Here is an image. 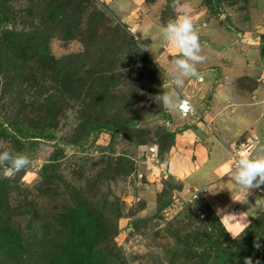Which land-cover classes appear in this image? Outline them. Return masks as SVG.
Instances as JSON below:
<instances>
[{
    "label": "rangeland",
    "instance_id": "rangeland-1",
    "mask_svg": "<svg viewBox=\"0 0 264 264\" xmlns=\"http://www.w3.org/2000/svg\"><path fill=\"white\" fill-rule=\"evenodd\" d=\"M173 2L0 0V150L32 161L0 168V264H264V198L228 185L264 139V0ZM184 9L205 59L177 89L160 30ZM226 85L259 119L227 154L204 145L234 132ZM163 91L190 112L157 104ZM196 161L229 171L219 212L213 179L186 177Z\"/></svg>",
    "mask_w": 264,
    "mask_h": 264
},
{
    "label": "clouds",
    "instance_id": "clouds-1",
    "mask_svg": "<svg viewBox=\"0 0 264 264\" xmlns=\"http://www.w3.org/2000/svg\"><path fill=\"white\" fill-rule=\"evenodd\" d=\"M172 7H178L176 0H174ZM188 11V9L182 10L177 18L169 21L160 30L162 40L177 48L180 53L174 59L170 70L166 72L169 84L177 89L183 86L186 78L198 75L195 65L205 59L200 55V39ZM154 99L157 104L170 111H176L184 103L180 97L167 91H163ZM31 162V158L25 153L0 150V168H3L5 174L21 171L30 166ZM230 178L237 188L243 189L247 193L251 189H258L264 185V152L240 155L236 159ZM226 216L237 219L235 215ZM243 232L242 229L238 236ZM256 246L259 247V244ZM245 264H252V260L246 258Z\"/></svg>",
    "mask_w": 264,
    "mask_h": 264
},
{
    "label": "crops",
    "instance_id": "crops-1",
    "mask_svg": "<svg viewBox=\"0 0 264 264\" xmlns=\"http://www.w3.org/2000/svg\"><path fill=\"white\" fill-rule=\"evenodd\" d=\"M217 87V86H216ZM226 87H227V89L229 90V91H227V92H225V94L229 97H231V98H237V99H239L240 98V100H231L232 101V103H228V108H227V110H228V114L230 115V114H232V116H233V114L236 112V114H235V120L236 121H239V122H233L232 120H230V122H231V124H233L234 125V132H225L226 134H219V135H217L216 133H215V130H217V129H215V128H209L210 129V132H209V134H210V136L211 137H209V140H207L206 139V137H205V135H204V145L205 146H210V150H211V145H215V144H219V145H221V146H223V149H224V151H225V153L227 154V150L229 149V151L231 150L230 148L232 147V145L234 144V142H235V140L237 139V137L239 136V134L244 130V131H247V133H251V135H249V137L251 136L252 137V142H254L255 140H253L254 138H253V136L252 135H254L253 134V132L255 131V129H253L254 127H253V124L257 121V120H259L258 119V117H253L252 115L254 114V111H250V110H244L243 111V107L245 106V105H247L248 104V107H249V105H251V104H253V100L252 99H250V98H247V97H245L244 95H243V93L242 92H235L234 91V89L233 88H231V89H229L230 88V86H228V85H226ZM219 90V89H218ZM234 91V92H233ZM257 92V91H256ZM224 93V92H223ZM219 94H221V91H220V93ZM223 100V99H222ZM249 101V102H248ZM253 101V102H252ZM221 104H222V106L225 104L224 102H222L221 100L219 101ZM255 104H258V103H254V105ZM253 106V105H252ZM256 106V105H255ZM263 106L264 105H261L260 106V104H258V106H257V108H258V110L261 112V111H264V109H263ZM208 112H209V110H208ZM215 112H217V111H215ZM220 113H221V110L219 111ZM218 112V113H219ZM217 113V114H218ZM223 113H225V112H223ZM207 113H205L204 114V119H207ZM208 120V119H207ZM209 121V120H208ZM247 122V125L245 126L244 124ZM209 123H212V122H210L209 121ZM214 123V122H213ZM255 125V124H254ZM230 126V125H229ZM237 126V127H236ZM243 127V128H240V127ZM224 127L225 126H223V128H221V127H219V130H224ZM230 129H231V126H230ZM233 129H232V131H233ZM236 129H237V136L236 137H233V135H235V131H236ZM263 132H264V127H263ZM243 133V132H242ZM250 137V138H251ZM249 138V139H250ZM258 139H260V138H258ZM259 143V142H258ZM254 144V143H253ZM253 144H252V146H253ZM258 147V148H257ZM257 147H254L253 149H252V154L251 155H253V152L254 151H258V152H264V139H260V144H259V146L257 145ZM223 149H218L217 148V150H218V152H222L223 151ZM205 150V149H204ZM209 150V151H210ZM208 151V152H209ZM207 151L205 152V154H207L208 153ZM208 155H210V154H208ZM211 158H214V156L211 154V156H210ZM227 160L225 161V165H226V167L228 168V169H230L229 168V166L227 165ZM197 163V164H196ZM224 166V165H223ZM220 167H222V166H220ZM226 167L225 168H223V170H218V169H220V168H217L213 173H209V171H207V166H206V162L204 163L203 162V164H200V162L198 163V161H196V162H194V164L193 165H189V167H187L188 169L190 168V172H189V175L188 176H186V175H183V176H186L187 177V179L190 177L191 179H195V181H198V180H201V179H206V178H208V177H210L209 178V180H211V179H213L212 180V182L210 183L212 186L208 189H204V195H205V197L207 198V200L208 201H210V202H212V204L213 205H215L214 207H216L215 209H217V211L219 212L220 210V208L222 209V208H226V207H224V203L225 202H227V201H229V199H232V198H229L228 196H229V194H230V192H231V188H237V186L232 182V180H231V178H230V181H229V183H228V185H230L231 184V182H232V184H231V188H227V190H226V188H224V184H225V182H226V180H227V178H228V172L229 171H225L226 170ZM232 169H231V173H232ZM210 184H209V186H210ZM208 187V186H207ZM244 191V190H243ZM245 193V195L247 194V192H244ZM253 193L254 194H257V195H260L262 198H264V185H261L260 186V188H258V189H253ZM223 198H224V201H221V200H223ZM247 198V195H246V197H242V199H246ZM233 200V199H232ZM221 202V203H220ZM220 203V204H219ZM217 205V206H216ZM213 208V207H212ZM227 208H229V210H230V207H227ZM264 208V203L263 204H261V205H258V208H257V210H256V212L258 211V210H262ZM230 212V211H229ZM245 216H246V214H244ZM247 217V216H246ZM255 217V216H254ZM253 216H251V217H249L248 219H251V218H254ZM247 219V218H246ZM237 230H238V228H237Z\"/></svg>",
    "mask_w": 264,
    "mask_h": 264
},
{
    "label": "bare ground",
    "instance_id": "bare-ground-1",
    "mask_svg": "<svg viewBox=\"0 0 264 264\" xmlns=\"http://www.w3.org/2000/svg\"><path fill=\"white\" fill-rule=\"evenodd\" d=\"M182 101H184V103H182L181 104V106H180V108H179V110L181 111V112H183V113H187V112H190V110H191V108H190V106H191V103H190V101L189 100H186V99H184V100H182ZM251 152H249V154H250Z\"/></svg>",
    "mask_w": 264,
    "mask_h": 264
},
{
    "label": "trees",
    "instance_id": "trees-1",
    "mask_svg": "<svg viewBox=\"0 0 264 264\" xmlns=\"http://www.w3.org/2000/svg\"><path fill=\"white\" fill-rule=\"evenodd\" d=\"M238 212V211H237ZM241 215V214H240ZM239 221V225H240V223H242V222H245V220L244 221H241V220H238ZM231 222L233 223V224H235V220L233 219V218H230L229 219V224H230V226L233 228V224H231ZM235 226H236V224H235ZM239 227V226H238ZM235 230L236 229H232L231 231L232 232H235ZM94 264H100V262H95Z\"/></svg>",
    "mask_w": 264,
    "mask_h": 264
},
{
    "label": "built area",
    "instance_id": "built-area-1",
    "mask_svg": "<svg viewBox=\"0 0 264 264\" xmlns=\"http://www.w3.org/2000/svg\"><path fill=\"white\" fill-rule=\"evenodd\" d=\"M241 154V153H240Z\"/></svg>",
    "mask_w": 264,
    "mask_h": 264
}]
</instances>
